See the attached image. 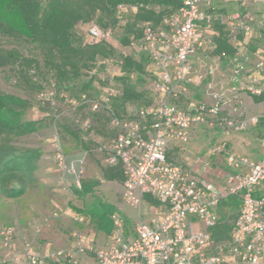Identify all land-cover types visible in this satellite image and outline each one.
Here are the masks:
<instances>
[{
  "label": "built area",
  "instance_id": "built-area-1",
  "mask_svg": "<svg viewBox=\"0 0 264 264\" xmlns=\"http://www.w3.org/2000/svg\"><path fill=\"white\" fill-rule=\"evenodd\" d=\"M225 1L182 0V5L165 14L160 24L140 25L142 37L132 40L130 46L145 55L157 73L154 89L158 95L152 106L126 105L124 111H119L114 103L123 96L124 87L110 80L100 84L95 93L89 90L68 101L74 111L68 124L80 133L83 143L97 146L106 167L122 170L124 201L139 213L147 196L158 202L150 222L139 221L132 238L126 236L123 217L119 213L111 215L108 243L94 252L97 264H264V195H256L264 185V153L260 161H255L227 152L225 142L211 144L208 158L224 155L229 168L219 183L212 176L199 175L172 162L168 156L173 146L191 142L196 125L217 127L230 135L251 130L264 119V111L258 116L237 118L234 113L238 111L232 109L233 103L242 104L239 90L251 96L264 93L259 86L264 55L254 62L256 74L248 80L242 77L252 61L250 44L260 39L264 31V0H232L236 7L230 17L218 13L220 3ZM139 6L150 8V5ZM117 9L135 13L138 5L121 4ZM217 23L225 28L228 43L234 50L228 60L236 86L217 92L210 82L205 89V100L191 101L184 107L181 99L188 94L190 85L199 86L221 72L223 56L215 53L219 38ZM87 36L85 43L90 44H109L115 37L111 29H103L95 22L88 24ZM199 53L210 58L211 67L192 74V60ZM101 67L111 68L109 59H99L86 79L97 77ZM227 93H233L234 97H228ZM46 101L56 105L51 97ZM81 107H87L90 113L75 114ZM221 112L227 116H221ZM62 115H54L53 159L59 170L74 176L80 187L86 159L81 158L76 164L67 162L65 141L57 128ZM97 115L106 118L110 137L98 132ZM232 196L240 198V212L232 223L229 238L215 242L210 228L220 221V202ZM1 234L6 259L13 264L64 261L77 264L79 254L87 249L86 236L75 230L69 248L41 257L26 247L20 260L10 249L11 231L7 229Z\"/></svg>",
  "mask_w": 264,
  "mask_h": 264
},
{
  "label": "crops",
  "instance_id": "crops-1",
  "mask_svg": "<svg viewBox=\"0 0 264 264\" xmlns=\"http://www.w3.org/2000/svg\"><path fill=\"white\" fill-rule=\"evenodd\" d=\"M218 8L222 12L231 10V8L233 12L235 11L233 6L230 7L226 3H221ZM215 29L220 36L217 26ZM223 30L226 33L224 27ZM256 59H252L251 63L247 64L246 71L242 75L244 79L248 80L256 74L254 70ZM192 67V74L205 71L211 67V60L205 54L199 53L192 60ZM231 78L232 68L228 57H224L221 72L208 78L199 86L190 85L188 94L181 99V105L187 107L189 102H194L193 99L196 100L195 103L205 100V89L210 82L213 83L214 90L217 92L235 87L236 84L232 82ZM259 86L264 92V73ZM227 95L230 98L234 97L233 93H227ZM238 96L242 104L235 102L232 107L233 110L238 111V113H234L237 118L258 116L264 111V93L263 100L260 101L244 90H239ZM221 116H227V113L221 112ZM99 118L100 116L97 115L98 130L104 132L105 137H110L111 132L107 131L106 125L99 123ZM74 130L62 133V136L65 141L68 163L76 164L79 159H86L85 176L80 187L76 185L74 176L65 175L57 167L53 159L54 146L42 143L33 149L38 151L40 156L35 171V184L17 199H7L0 195V229L6 227L11 231L13 248L19 256L24 255L25 248L28 246H33L40 255L67 249L73 242L72 231L80 227L86 236L87 249L84 253L79 254L77 264H97L94 252L96 249L105 247L108 243L112 214L119 213L123 217L127 238H132L135 235V226L139 221L150 222L155 215L157 205L152 204L148 199H153L150 196L146 197L140 213L124 201V177L120 167H106L103 164V156L96 150L97 146L94 143H83L80 133ZM246 133L232 132L228 136L227 152L260 161L264 153V119H261L260 124L253 129V135L243 138ZM194 137L195 129L192 140ZM43 140L47 142L45 138ZM190 143L175 145L171 149L179 146L184 149L185 147L190 148ZM183 148L178 150L182 151ZM220 157H224V155L212 159L207 157V159L215 168H221L222 176L224 172L229 171V168L225 158L219 160ZM184 166L199 175L202 174L200 170H195L186 164ZM215 178L218 179V177ZM215 182L219 183L218 180ZM256 195H264V185L258 188ZM0 256L4 258L5 263L13 264L5 259L1 244ZM61 264L70 263L64 261Z\"/></svg>",
  "mask_w": 264,
  "mask_h": 264
},
{
  "label": "trees",
  "instance_id": "trees-1",
  "mask_svg": "<svg viewBox=\"0 0 264 264\" xmlns=\"http://www.w3.org/2000/svg\"><path fill=\"white\" fill-rule=\"evenodd\" d=\"M121 4L138 5L137 11L126 22L121 39L123 45H129L132 40L142 37L140 25L145 22L160 24L165 14L182 5V0H0V34L36 44L43 53L44 64L53 72L60 88L84 81L99 59L113 57V50L108 44L85 43L78 26L95 22L101 28L108 29L116 24L118 16L126 13L118 11L117 7ZM141 4L150 5V8L140 7ZM156 7L161 10L157 11ZM216 26L220 36L216 40L215 53L223 58L230 57L234 50L228 43L223 26L218 23ZM6 67L17 68L19 75L33 89H39L40 85L32 82L35 75L29 76V70L38 67L33 58L24 57L18 49L0 48V68ZM122 69L127 73H144L143 65L129 56L124 58ZM91 82H84V91L90 89ZM123 87V96L114 103L119 111H124L128 103L139 101L143 96L128 81H123ZM253 97L257 101L263 100V95ZM29 108L27 100L0 92V195L7 199L20 198L36 182L35 171L40 158L38 151L17 146L18 139L35 134L40 126L25 118ZM52 120L54 122V118ZM57 128L61 133L74 130L72 126L60 123ZM74 131L78 132L76 129ZM148 199L158 205L156 200ZM240 207L238 196L220 202V221L210 228L213 241L229 238Z\"/></svg>",
  "mask_w": 264,
  "mask_h": 264
},
{
  "label": "rangeland",
  "instance_id": "rangeland-1",
  "mask_svg": "<svg viewBox=\"0 0 264 264\" xmlns=\"http://www.w3.org/2000/svg\"><path fill=\"white\" fill-rule=\"evenodd\" d=\"M225 3L230 7H236V2H233L232 0H226ZM228 11L223 10L222 12V10H218V13L223 15L224 17H230L234 12L232 11V8ZM133 15L134 12H126L125 14L118 16L116 24H112L109 27V29L114 32L115 36L114 39L108 44V46L113 50L114 53L113 57L109 59V65L111 68L101 67L99 69V74L97 75V77H94L92 80H80L78 82H73L67 86H62L60 88L56 83L53 72L50 71L44 64L45 62L43 53L36 44H33L25 39L11 38L8 36H2L0 34V48H4L7 50L18 49L24 57L33 58L37 61L38 64V67L31 68L29 70L31 71V74L29 73V76L33 74L35 75L34 78H32V82L39 84V89H33L32 85L28 84V82L19 75V73L16 71L17 68H0V92L16 95L18 97H21L22 99L27 100L30 103V108L27 110L25 118L29 121L37 122L40 125L35 134L17 140V146L19 148L36 149V146L42 143L48 144L49 146H54V130L52 126L54 122H52V118L55 117L54 115L62 113L63 115L61 116L59 122L60 125H66L72 121L74 111H72V108L69 106L68 101L70 98H77L80 94L87 92L83 90L84 82L87 83L89 81H92L89 90L95 93L102 83H108L110 80L114 84L123 85V81L125 80L135 86L137 92L143 94L142 99H140L139 101L130 102L127 104L128 106L142 108L150 107L154 104L158 95V93H156L154 89V83L157 80V73L155 72L151 63L145 55L137 53L130 46V44L123 45L121 43V39L125 33V24ZM146 23L148 22H145L143 24ZM88 24L89 23L78 26V31L82 34V39L85 41L88 40ZM205 35L208 36L206 30ZM250 45L251 59L254 60L258 56H263L264 32L260 39L253 40ZM127 56L131 57L136 63L143 65V74H139L136 71L127 73L122 69V63L124 61V58ZM192 91L193 89L191 88V92ZM50 97L55 101V106H52L49 101H46V99ZM119 100L120 99L116 100V102H118ZM193 100L194 102L196 101L195 99ZM88 113H90V111L87 107H81L77 109V111H75V114L86 115ZM98 121L100 124H107L106 118L103 116H100ZM253 129L246 131L247 133L245 132L246 134L243 135V138H249L253 132ZM98 132L101 135H106L100 130H98ZM228 136L229 135L222 134L220 129H218L217 127H209L205 124L196 125L195 137L189 144L190 148L185 147L184 149L183 147L179 146L178 148L171 149L169 153L170 160L178 165L184 166L186 164L195 170H200V172L202 173L201 175H209L212 176L215 181H220V177L222 174L221 168H215L214 165L211 164V162L207 165V162H209V159H207V150L212 143L220 144L225 142L227 145L229 142ZM43 138H45L47 142H45ZM182 148V151L178 150ZM223 158L224 157H220L219 160ZM183 161L185 163H182ZM215 177H218V179ZM7 229L8 228L6 227H2L0 229V244L1 249L4 250L5 259L6 248L3 245L4 236H2L1 233H3ZM75 230H79L85 235L82 228L78 227L75 228ZM75 230H73L72 233ZM28 247H31L34 250L35 254L38 256L45 257L47 255H51H40L35 251L33 246ZM10 249L18 259L21 260L24 256H19L15 253L13 242ZM0 261L2 264H7L5 263L4 258H2L1 256Z\"/></svg>",
  "mask_w": 264,
  "mask_h": 264
}]
</instances>
